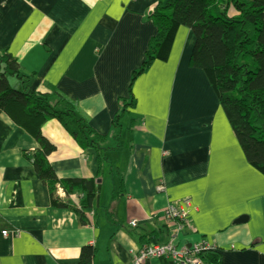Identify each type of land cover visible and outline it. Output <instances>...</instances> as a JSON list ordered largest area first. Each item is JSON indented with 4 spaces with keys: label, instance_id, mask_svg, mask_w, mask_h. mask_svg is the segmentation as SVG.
Returning <instances> with one entry per match:
<instances>
[{
    "label": "crops",
    "instance_id": "obj_1",
    "mask_svg": "<svg viewBox=\"0 0 264 264\" xmlns=\"http://www.w3.org/2000/svg\"><path fill=\"white\" fill-rule=\"evenodd\" d=\"M159 2L166 0H0V52L29 76L30 92L76 102L108 151L123 147V126L112 122L130 84L134 100L123 113L127 159L117 167L107 152L100 176L94 148L83 149L56 120L41 127L55 146L49 165L57 178L93 182L84 223L51 204L27 157L37 141L0 111V264H80L84 247L95 251L92 264H131L143 246L172 239L175 224L163 217L170 205L187 211L176 244L205 240L219 264H264V176L245 159L203 71L190 67L191 31L179 27L168 59L131 83L156 33L147 11ZM227 14L237 12L229 5ZM10 80L22 90L20 79ZM108 180L117 187L102 197ZM83 196L78 190L66 200L77 207Z\"/></svg>",
    "mask_w": 264,
    "mask_h": 264
},
{
    "label": "trees",
    "instance_id": "obj_2",
    "mask_svg": "<svg viewBox=\"0 0 264 264\" xmlns=\"http://www.w3.org/2000/svg\"><path fill=\"white\" fill-rule=\"evenodd\" d=\"M231 5L237 15L229 17ZM146 17L156 29L150 39L141 66L131 74V83L145 73L154 61H166L179 27L188 28L194 45L189 58L191 68L203 71L213 93L239 143L248 164L264 176V0H166L148 9ZM18 78L22 90L10 86ZM29 76L20 71L18 62L0 52V111L35 138L38 148L27 154L36 174L47 187L51 204L68 208L82 216L91 208L95 189L91 180L59 179L49 165L55 146L41 132L44 123L56 120L83 149L94 148L97 154V176L107 163V137L88 125L76 102L64 95L35 93L28 90ZM132 84L130 98L119 100V111L112 124L119 129L122 113L134 104ZM126 108V109H125ZM61 190L65 197L60 198ZM82 191L77 207L66 197ZM81 223H84L80 218ZM95 251L84 247L80 264H92ZM202 264H219L214 250L199 255Z\"/></svg>",
    "mask_w": 264,
    "mask_h": 264
},
{
    "label": "built area",
    "instance_id": "obj_3",
    "mask_svg": "<svg viewBox=\"0 0 264 264\" xmlns=\"http://www.w3.org/2000/svg\"><path fill=\"white\" fill-rule=\"evenodd\" d=\"M163 217L165 220L175 224L176 230L172 239L163 244L149 243L148 245L143 246L137 252L131 264H146L150 260L156 258L170 260L173 264H202L199 255L205 250H214V247L207 241L201 240L189 244L175 243L179 233L186 229L187 211L170 205L163 210ZM130 225L135 227L137 221L132 220ZM2 234L5 236L6 232L3 231Z\"/></svg>",
    "mask_w": 264,
    "mask_h": 264
},
{
    "label": "rangeland",
    "instance_id": "obj_4",
    "mask_svg": "<svg viewBox=\"0 0 264 264\" xmlns=\"http://www.w3.org/2000/svg\"><path fill=\"white\" fill-rule=\"evenodd\" d=\"M10 82L12 83V80H10ZM126 109V108H125ZM129 110V109H127ZM125 115V116H123ZM120 120V125L123 126V134L121 135L120 137V142L122 144V148L121 150L119 151V149L117 151H108V157L110 158L111 161L114 162L115 166H123L126 159H127V156H128V149H129V135H128V131H127V128L129 127L130 125V119L128 118V116L126 114H123L120 116V118H118ZM112 142V141H111ZM113 143V142H112ZM113 145V144H112ZM117 152V156L119 159L115 160L113 158V155L114 153ZM120 152V154H119ZM116 186V185H115ZM111 181H105L103 183V187H102V191H101V196L104 197L106 196L107 194L109 193H112L113 190H115V187Z\"/></svg>",
    "mask_w": 264,
    "mask_h": 264
},
{
    "label": "water",
    "instance_id": "obj_5",
    "mask_svg": "<svg viewBox=\"0 0 264 264\" xmlns=\"http://www.w3.org/2000/svg\"><path fill=\"white\" fill-rule=\"evenodd\" d=\"M97 184H98V186H97V192H99L100 189H101V180H98L97 181ZM98 199H99V197L97 196V198H96L97 204H98ZM242 221H243V219H239L237 222H242ZM170 264H172V263H170Z\"/></svg>",
    "mask_w": 264,
    "mask_h": 264
}]
</instances>
